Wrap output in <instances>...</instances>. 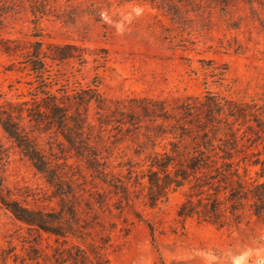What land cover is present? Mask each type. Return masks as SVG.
<instances>
[{"label":"rangeland","instance_id":"obj_1","mask_svg":"<svg viewBox=\"0 0 264 264\" xmlns=\"http://www.w3.org/2000/svg\"><path fill=\"white\" fill-rule=\"evenodd\" d=\"M44 3L39 6L43 12L35 16L30 0H0V40L17 38L23 50L38 39L45 41L47 51L49 43L75 45L79 49L73 51H81L84 62L48 59L44 75L68 81L71 88L97 84L112 107L118 100L141 97L174 104L189 95L203 96L207 90L242 98L264 85V0ZM35 75L22 55L0 53V101L29 100L37 84ZM89 113L97 123L100 114L94 105ZM23 124L64 187L71 188L68 199L87 227L86 241L99 247L110 264H264V212L256 217L246 211L240 224L223 227L196 217L182 218L177 210L186 187L170 191L157 207L146 204L144 181L135 183V176L145 168L153 146L139 131L104 124L99 144L108 156V170L130 186L132 201L127 205L61 135L27 120ZM0 142L9 151L3 176L15 196L35 209L59 208L62 197L56 188L1 127ZM166 142L158 139L155 148L162 150ZM67 250L74 249L29 229L0 208V264H71L66 261ZM29 255L37 258L30 260Z\"/></svg>","mask_w":264,"mask_h":264},{"label":"trees","instance_id":"obj_2","mask_svg":"<svg viewBox=\"0 0 264 264\" xmlns=\"http://www.w3.org/2000/svg\"><path fill=\"white\" fill-rule=\"evenodd\" d=\"M45 1L30 0L35 16L43 12L39 6ZM0 42V53L26 58L37 82L30 90L29 100L0 101V127L62 197L60 207L51 210L22 203L5 183L3 171L9 151L0 142V208L40 235L45 233L54 236L56 242L70 244L74 250H67L66 261L110 264L99 247L86 241L87 227L68 199L71 188L64 187L56 168L31 139L23 124L25 120L61 135L68 148L116 194H121V202L124 200L127 205L132 201L130 186L108 170V156L99 148L104 124L123 125L127 132L139 131L145 141H152L146 166L135 176V183L144 181L146 204L150 207L166 201L170 191L186 187L177 210L179 217H196L223 227L240 224L246 211L256 217L263 214L264 85L255 94L242 98L207 90L203 96L189 95L174 104L166 99L141 97L118 100L112 107L107 105L97 84L71 88L68 81L60 83L51 75H44L49 71L48 59L84 62L83 53L73 51L79 49L75 45L49 43L51 50L47 51L43 39L31 42L27 50L17 38L3 37ZM59 83L60 87L54 89ZM93 105L99 114L108 111L97 117V123L89 113ZM158 139L167 140L162 150L155 148ZM133 172L130 165L128 174ZM148 225L154 231V226ZM55 252L60 256L58 249Z\"/></svg>","mask_w":264,"mask_h":264}]
</instances>
